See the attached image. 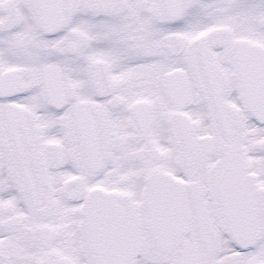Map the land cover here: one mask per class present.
Returning a JSON list of instances; mask_svg holds the SVG:
<instances>
[{"label":"snow or ice","instance_id":"1","mask_svg":"<svg viewBox=\"0 0 264 264\" xmlns=\"http://www.w3.org/2000/svg\"><path fill=\"white\" fill-rule=\"evenodd\" d=\"M0 264H264V0H0Z\"/></svg>","mask_w":264,"mask_h":264}]
</instances>
